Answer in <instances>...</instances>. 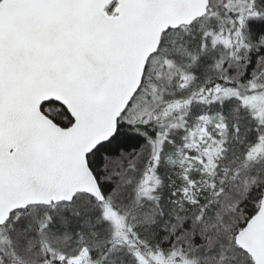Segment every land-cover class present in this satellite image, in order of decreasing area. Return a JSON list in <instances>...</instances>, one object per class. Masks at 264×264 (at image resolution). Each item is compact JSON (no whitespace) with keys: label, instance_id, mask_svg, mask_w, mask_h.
<instances>
[{"label":"snow or ice","instance_id":"snow-or-ice-1","mask_svg":"<svg viewBox=\"0 0 264 264\" xmlns=\"http://www.w3.org/2000/svg\"><path fill=\"white\" fill-rule=\"evenodd\" d=\"M0 264H264V0H0Z\"/></svg>","mask_w":264,"mask_h":264}]
</instances>
